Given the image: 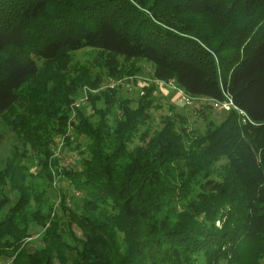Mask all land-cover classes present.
I'll use <instances>...</instances> for the list:
<instances>
[{"label": "trees", "instance_id": "obj_1", "mask_svg": "<svg viewBox=\"0 0 264 264\" xmlns=\"http://www.w3.org/2000/svg\"><path fill=\"white\" fill-rule=\"evenodd\" d=\"M86 48L98 58L74 62ZM139 61L142 95L99 88ZM155 81L237 109L197 107L202 132L173 107L155 123ZM0 123L17 139L0 166L7 264H264V0H0Z\"/></svg>", "mask_w": 264, "mask_h": 264}, {"label": "rangeland", "instance_id": "obj_2", "mask_svg": "<svg viewBox=\"0 0 264 264\" xmlns=\"http://www.w3.org/2000/svg\"><path fill=\"white\" fill-rule=\"evenodd\" d=\"M97 51L94 49L86 48L81 49L79 51H76L73 53V61L77 64H92L97 59ZM136 66L140 68L139 74L136 76H125L121 79V83L117 86L119 87V94L123 97H136L138 95H141V90L144 87V79H149L151 81L152 77V64L147 61H139L135 63ZM111 81V80H110ZM109 80L104 79L103 83L100 85V89L106 88V85L110 82ZM150 83V82H148ZM155 95L157 96V102L161 104V109L158 111H154V122L157 123L159 120V113L160 112H167L170 107H173L174 112L181 113L185 115L188 119L189 126L192 128H197L199 132L203 131L204 128V122L202 120V117L199 115V112H197V107L202 108L203 106H207L206 109V115L207 118L214 120L215 122L218 121L219 118H221V114H223L221 111L213 109L211 107L212 102L210 100H207L205 98H200L199 100H195L192 104L185 106L181 102H178L175 100L176 94L172 92L169 88L163 86L162 84L156 85ZM86 90V96L87 93L91 92L93 93L94 89H87L84 88L82 91L79 92V95L77 96L74 106H84L87 101L84 97L85 94L83 92ZM72 118V117H71ZM0 132L4 134V140L3 143L0 144V166L2 163V160L5 158L8 152V148L15 145L17 143V139L14 136V134L11 132V130L0 123ZM64 137V136H63ZM58 138H61V136H56L54 138V142L56 143V140ZM57 143L55 147V152H53V157L58 158V165L61 168H75L77 165L75 160V154L72 153L69 149L68 150H58ZM54 176H56L54 174ZM53 176V177H54ZM52 183L55 186H58V184L62 186H67L68 183L66 180L60 179V177L56 176L52 179ZM67 192V200L70 204L79 203L81 193L77 190H75L72 187L67 186L66 187ZM6 193L8 194L11 201H15V197L13 193L11 192L10 188H6ZM52 199L54 200V206H56V203L58 201V198L52 192ZM39 230V228L35 227L31 230V232L35 233ZM74 230L77 235H80V231L74 227ZM33 245H39L41 242L34 236V238L31 240ZM0 264H7L6 260L0 259ZM9 264V263H8ZM57 264V263H55Z\"/></svg>", "mask_w": 264, "mask_h": 264}, {"label": "built area", "instance_id": "obj_3", "mask_svg": "<svg viewBox=\"0 0 264 264\" xmlns=\"http://www.w3.org/2000/svg\"><path fill=\"white\" fill-rule=\"evenodd\" d=\"M150 80L149 79H144V86L146 84H148ZM159 84H162L163 86L169 88L172 92H174L176 94L175 96V100L178 102H181L182 104L185 105H189L192 104L195 100H199L200 98H196V97H192L188 94H186L180 87H178L173 81H169V82H158L155 81ZM121 83V80H111L108 85H106L107 88H116L119 84ZM144 93L143 89L141 90V95ZM85 99L87 98L86 96V90L83 92ZM212 106L220 111H228L231 108H235L237 109L230 98H227L226 100L223 101H212ZM239 114L245 117V114L243 111L239 110ZM243 121H245V118L243 119ZM69 132H67L66 135H68ZM64 142V137L58 138L56 140L57 143V148L56 151L60 150V147L62 146Z\"/></svg>", "mask_w": 264, "mask_h": 264}]
</instances>
